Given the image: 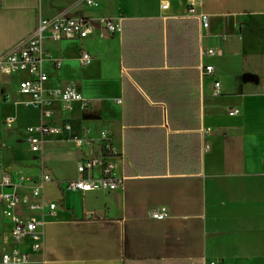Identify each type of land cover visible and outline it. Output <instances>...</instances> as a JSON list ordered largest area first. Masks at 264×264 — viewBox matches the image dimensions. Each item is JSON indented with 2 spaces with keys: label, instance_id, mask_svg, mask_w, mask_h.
<instances>
[{
  "label": "crops",
  "instance_id": "crops-1",
  "mask_svg": "<svg viewBox=\"0 0 264 264\" xmlns=\"http://www.w3.org/2000/svg\"><path fill=\"white\" fill-rule=\"evenodd\" d=\"M94 1L0 0V58L23 49L41 18L124 24L115 35L99 29L83 41L42 44L47 92L73 88L89 108L54 102L42 119L20 92L34 77L0 71L2 169L21 196L49 174L45 198L58 204L44 254L32 251L30 238L14 244L6 222L0 249L39 264H264V0ZM201 15L209 16L207 30ZM182 20L195 24L168 26ZM207 50L219 54L203 58ZM83 51L92 56L87 65ZM204 66L214 75L204 76ZM233 109L240 115L230 116ZM64 123L90 145L78 149ZM42 125L56 131L34 153L30 139L41 138ZM106 145L123 189L66 190L79 177L77 162L101 158ZM162 207L169 217L154 220Z\"/></svg>",
  "mask_w": 264,
  "mask_h": 264
},
{
  "label": "built area",
  "instance_id": "built-area-1",
  "mask_svg": "<svg viewBox=\"0 0 264 264\" xmlns=\"http://www.w3.org/2000/svg\"><path fill=\"white\" fill-rule=\"evenodd\" d=\"M88 6H96L94 0H85ZM190 16H194V5ZM167 6L164 5L163 9ZM202 30L209 29V16L198 17ZM121 20L103 19L93 21L78 16L62 14L55 18H41L34 30L32 40L17 53L3 55L0 58V71L7 76L28 73L33 79H26L20 82V92L30 95L33 98V107L39 109L42 119H50L53 112L50 106L54 102L61 103L65 109L73 103H80L83 108H89V102L84 100L82 95L73 88L64 90H52L47 92L46 86L48 77L41 70L43 56L42 44L45 40L51 39L55 42L65 40H86L93 36L97 30H103L111 35L122 31ZM216 50L202 52V57L216 56ZM92 56L83 51L80 55L82 65L91 62ZM57 69L61 67V62L56 61ZM204 76H212L215 73L213 66H204L201 69ZM212 94L214 97L223 95V85L220 82L214 84ZM121 103V101H119ZM230 116L240 115V111L233 109L229 111ZM56 130L46 125L40 127L41 138L32 137L30 143L34 153L41 152L43 136L51 134ZM62 131L69 133V139L78 149H84L90 145V140L86 134H73V128L69 123H64ZM113 148L106 145L104 154L99 159H81L77 162L78 179L68 181L65 184L66 190L70 191H115L123 189L124 183L114 175V163L112 160ZM0 185L4 191L0 192V222L10 225V237L14 244H20L25 239L30 238V247L34 253L44 254L46 250V227L47 219L54 216L58 209V204L48 202L45 198V188L53 181L47 173H42L37 179L32 181V186L28 188V196H21L16 187L18 184L12 176L2 169L0 161ZM154 220H166L169 217L167 208H159L151 213ZM0 264H39L31 259L28 253L17 249H0ZM207 264H220L217 260H211Z\"/></svg>",
  "mask_w": 264,
  "mask_h": 264
},
{
  "label": "trees",
  "instance_id": "trees-1",
  "mask_svg": "<svg viewBox=\"0 0 264 264\" xmlns=\"http://www.w3.org/2000/svg\"><path fill=\"white\" fill-rule=\"evenodd\" d=\"M175 24H179V25H184V26H188V25H192V24H195V21H192V20H182V21H179V22H168V26H177ZM123 30H124V24H123Z\"/></svg>",
  "mask_w": 264,
  "mask_h": 264
}]
</instances>
